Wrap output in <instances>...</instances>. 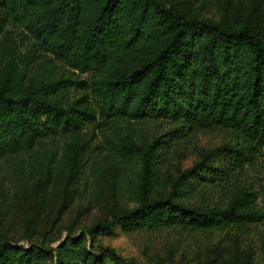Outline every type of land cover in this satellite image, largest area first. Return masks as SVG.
Wrapping results in <instances>:
<instances>
[{
  "label": "trees",
  "instance_id": "16d2710c",
  "mask_svg": "<svg viewBox=\"0 0 264 264\" xmlns=\"http://www.w3.org/2000/svg\"><path fill=\"white\" fill-rule=\"evenodd\" d=\"M229 3L234 6L213 19L191 13L184 0H0V34L18 23L32 37L33 49L73 70L66 77L42 70L27 78L21 71L26 62L0 56V158L20 162L36 155L45 136H70L69 165L54 184L48 187L46 173L41 185L34 180L16 189L14 202L26 203L24 231L19 239L0 233V264H143L109 246L95 250L88 239L111 234L116 225L126 231L207 230L264 218L258 191L235 180L264 152V0ZM76 70L88 76L80 78ZM76 86L81 92L69 98L67 89ZM146 117L172 124L136 142L125 128ZM208 124L240 138L204 152L186 168L163 172L161 183V170L179 155L173 143ZM96 137L103 144L90 173L99 215L73 233L81 211L69 224L58 222L71 206L70 184L89 157L85 145ZM127 161L136 166L129 167L136 177L133 189L119 172ZM218 184L226 192L217 201L190 200L204 201L206 189ZM63 229L69 233L56 246L43 244L53 230Z\"/></svg>",
  "mask_w": 264,
  "mask_h": 264
},
{
  "label": "rangeland",
  "instance_id": "374dc122",
  "mask_svg": "<svg viewBox=\"0 0 264 264\" xmlns=\"http://www.w3.org/2000/svg\"><path fill=\"white\" fill-rule=\"evenodd\" d=\"M230 1L184 0V5L191 13L218 19L224 7L231 5ZM233 6H230L229 9ZM7 28L5 36L4 32L0 34V56L5 52L16 56L19 62H26L21 71L27 78L29 76L35 77L38 72L42 73V70L55 77L73 75V70L66 64L36 46L33 49L32 37L20 24L10 23ZM75 72L80 78L88 76L87 73H79L77 70ZM67 90L69 98H73L81 92L77 86L69 87ZM171 124L165 118L146 117L139 121H133L125 128V132L136 142L149 141L167 130ZM239 136L232 129L211 124L191 129L182 138H178L177 143H173V145L177 144L179 155L169 161L167 170H161L160 177L163 176L162 178H164L163 172L168 175L166 171L174 173L178 168L190 166L204 152L226 142H233L240 138ZM41 140L40 150H37L36 155H24L20 162L19 158L11 156L0 158V233L14 239H19L23 234V220L26 215V203L14 202L16 189L24 184L34 185V180L36 184L41 185L42 181H39V178L41 174L46 173L51 175L48 185L50 187L55 182L57 172L65 168L64 166L68 161L65 152L70 136L57 133L47 135ZM94 144H100V146L95 147ZM102 144L103 141L100 137H96L88 145H85L90 150V154L85 151L84 156L89 154V157L84 161L82 169L76 173L74 182L70 184L71 206L58 223H71L76 213L81 211L79 221L74 224L75 232L73 233L86 229L99 215V201L95 191L96 183L90 173V164L97 157V151ZM29 159L32 160L31 164ZM120 166L119 172L122 175V183L128 189H133L132 186L136 183L133 171L136 166H131L129 161ZM103 171L106 172V169ZM108 174H112L111 171H108ZM237 175L235 174V180L240 178L241 184L249 190L258 191L259 195L257 194L256 199L264 206V152L258 155L253 165L246 167ZM115 177L119 178V174L117 173ZM164 180L165 178L161 183ZM220 186L221 184L208 187L204 193V201L200 196L190 200L201 204L211 202L210 200L217 201L226 192V189ZM108 199L110 200L109 196ZM132 204L133 202H130V205ZM68 233L67 229H63L59 233L57 230H53L44 239L43 244L47 247H54ZM88 243L95 250L108 246L112 247L123 257L133 258L138 263L143 264H160V262H172L174 264H264V218L259 222L248 223L242 227L207 230L164 226L159 228L143 227L126 231L120 225H116L113 233L98 234L94 238H89ZM45 264H52V262L47 260Z\"/></svg>",
  "mask_w": 264,
  "mask_h": 264
}]
</instances>
